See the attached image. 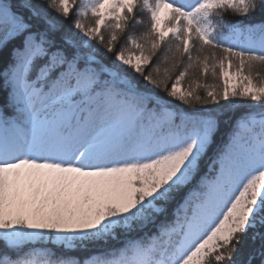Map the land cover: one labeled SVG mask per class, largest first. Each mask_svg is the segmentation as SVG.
<instances>
[{
  "label": "snow or ice",
  "instance_id": "6c2138e0",
  "mask_svg": "<svg viewBox=\"0 0 264 264\" xmlns=\"http://www.w3.org/2000/svg\"><path fill=\"white\" fill-rule=\"evenodd\" d=\"M0 264H264V0H0Z\"/></svg>",
  "mask_w": 264,
  "mask_h": 264
},
{
  "label": "trees",
  "instance_id": "16d2710c",
  "mask_svg": "<svg viewBox=\"0 0 264 264\" xmlns=\"http://www.w3.org/2000/svg\"><path fill=\"white\" fill-rule=\"evenodd\" d=\"M79 2V0H78ZM226 18L232 20V21H238L241 20L242 18L239 16H236L234 14L231 13H226ZM75 19V9H73V14L72 16L69 17L68 20L64 21L65 26H67L69 23H71V21ZM136 19L142 20L143 23H135L134 21H130L129 25H128V29L126 32L120 34V38L116 43V49L119 50V48L121 47V45H125L127 43V36L128 35H139L140 33H142L143 31L146 30V26L149 23V19H148V13L146 11H143L141 9H137L136 11ZM83 22L85 24L88 25H93L94 24V18L91 19H86L83 18ZM244 23H248L249 19H243ZM109 33L107 31L104 32V36L105 39L108 38ZM164 48L162 47L160 52L157 54V57H154L153 59V64L157 63L159 60L160 55L163 53ZM163 67H165V65H161V69H163ZM151 68L146 69V71H150ZM180 69H177V72L173 73V78L175 77V75H177L179 73ZM193 79V76L190 74L189 76H187L185 78V80L183 82L186 81H191ZM203 83H207V84H215L218 87H221V81L219 79H213L210 75L202 81ZM171 84V81H169V86ZM199 94L201 96H203L204 93V89L200 88L198 90ZM161 96L164 95L163 92L160 93ZM239 101V100H238ZM240 103H235V104H226L223 101L221 102V106H220V110L222 112V124H221V135L218 138L220 141H226L227 140V134L228 132H230L232 125L234 124L235 120L237 117H239L241 114H243L244 112H247L250 110L251 107V102L249 101H239ZM201 107H206V106H202V105H197V108H201ZM207 172V168L205 166H202L201 168V174ZM187 191V190H186ZM71 255L77 256V257H82V253L80 252H75L73 251L72 253H70Z\"/></svg>",
  "mask_w": 264,
  "mask_h": 264
},
{
  "label": "rangeland",
  "instance_id": "374dc122",
  "mask_svg": "<svg viewBox=\"0 0 264 264\" xmlns=\"http://www.w3.org/2000/svg\"><path fill=\"white\" fill-rule=\"evenodd\" d=\"M86 19H91V18H93V17H91V15H89V16H87V17H85ZM185 80V79H184ZM171 85V84H170ZM188 85H189V81H186V82H183V86L185 87V88H187L188 87ZM221 88H222V82H221ZM235 103H240L239 101H236ZM234 103V104H235ZM207 163H208V161L207 160H205V163L202 165V166H205L206 168H207ZM208 170V169H207Z\"/></svg>",
  "mask_w": 264,
  "mask_h": 264
}]
</instances>
